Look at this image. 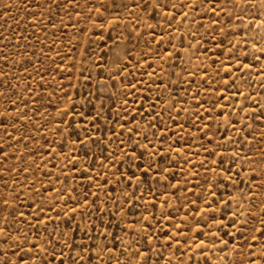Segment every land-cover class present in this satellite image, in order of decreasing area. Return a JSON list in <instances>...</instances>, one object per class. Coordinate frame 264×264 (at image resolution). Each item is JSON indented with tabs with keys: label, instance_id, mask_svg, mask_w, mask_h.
<instances>
[{
	"label": "rangeland",
	"instance_id": "374dc122",
	"mask_svg": "<svg viewBox=\"0 0 264 264\" xmlns=\"http://www.w3.org/2000/svg\"><path fill=\"white\" fill-rule=\"evenodd\" d=\"M61 252L264 264V0H0V264Z\"/></svg>",
	"mask_w": 264,
	"mask_h": 264
},
{
	"label": "snow or ice",
	"instance_id": "6c2138e0",
	"mask_svg": "<svg viewBox=\"0 0 264 264\" xmlns=\"http://www.w3.org/2000/svg\"><path fill=\"white\" fill-rule=\"evenodd\" d=\"M49 243H51L49 241ZM33 247H35V245H33ZM64 254L63 252L60 253V259H59V264H64ZM53 259H56V257L54 256ZM4 264H9V261L8 260H5L4 261ZM16 264H26V261H25V258L23 255L19 256L17 261H16ZM72 264H75V260H72Z\"/></svg>",
	"mask_w": 264,
	"mask_h": 264
}]
</instances>
